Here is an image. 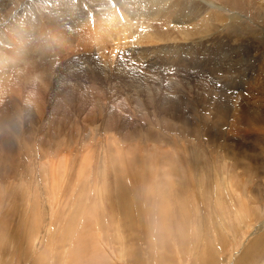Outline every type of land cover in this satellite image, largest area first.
Segmentation results:
<instances>
[{
	"label": "rangeland",
	"instance_id": "obj_1",
	"mask_svg": "<svg viewBox=\"0 0 264 264\" xmlns=\"http://www.w3.org/2000/svg\"><path fill=\"white\" fill-rule=\"evenodd\" d=\"M3 1L0 34L14 22L25 30L7 56L42 63L29 79L40 102L20 101L32 116L0 102L20 151L0 166V264H264L263 136L221 113L239 91L264 88V0H172L175 16L159 12L168 0ZM109 18L149 35L132 50L134 39L109 37ZM186 19L221 27L191 41L172 29ZM19 67L1 73L12 83Z\"/></svg>",
	"mask_w": 264,
	"mask_h": 264
},
{
	"label": "bare ground",
	"instance_id": "obj_2",
	"mask_svg": "<svg viewBox=\"0 0 264 264\" xmlns=\"http://www.w3.org/2000/svg\"><path fill=\"white\" fill-rule=\"evenodd\" d=\"M2 2H3V5L5 6L6 5V2L7 1H3V0H1ZM9 1V0H8ZM107 1V0H106ZM124 1V0H123ZM129 0H126V2H128ZM136 1V0H135ZM138 1H140V2H142V0H138ZM144 1H148V0H144ZM143 1V2H144ZM121 2H122V0H121ZM125 2V3H126ZM130 2V1H129ZM152 2V1H151ZM165 2H166V0H165ZM175 2H177V3H179L178 1H172V0H168V2H166L165 4H164V8L162 7L160 10H159V12H161V14H163V15H166V14H170V15H177V14H179L178 13V10L176 9L177 8V4H175ZM206 2V1H205ZM33 3V2H32ZM133 3V2H132ZM137 3V2H136ZM158 3V2H157ZM104 5H106V6H108L107 4H106V2H104L103 3ZM110 4V3H109ZM127 4H129V3H127ZM131 5V4H130ZM139 5V4H138ZM142 5V4H141ZM1 6V5H0ZM132 6V5H131ZM208 6H211V7H215L216 5H214L213 3H210V5H208ZM26 7H28V6H26ZM139 7H141V6H139ZM181 7V6H180ZM186 7V6H185ZM132 8V7H131ZM130 8V9H131ZM142 8H144V7H142ZM112 9V8H111ZM157 9V8H156ZM191 9H192V11L194 10L195 12H197V11H200L199 10V8H193V5H191ZM210 9V8H209ZM212 9V8H211ZM129 10V9H128ZM185 10H189V8H187V9H185ZM110 11V10H109ZM139 12L144 16V17H146V18H150V17H152V16H154V12H150L149 10H143V11H141V10H139ZM191 12V11H190ZM194 12V13H195ZM216 12V11H215ZM135 13V15H136V11L134 12ZM185 15H184V17H190V16H192V15H190V14H186V13H184ZM212 14V13H211ZM89 15H91L90 13H89ZM168 16V15H167ZM180 16H182V15H180ZM208 16H209V18L211 19V20H213V22L214 21H216L217 23H221V22H223V20H221L220 18H218L217 16H210L209 14H208ZM203 17V16H202ZM132 18H134L133 20H132V22L131 23H135V21H136V16H134V17H132ZM141 18H143V17H138V19H141ZM156 18V17H155ZM93 19V18H92ZM153 19V18H152ZM168 19V18H167ZM200 19V18H199ZM16 20V19H15ZM106 20V19H105ZM109 20H110V18H109ZM142 20V19H141ZM147 20V19H146ZM158 20V19H157ZM80 21V20H79ZM165 21H167V20H165ZM169 21V20H168ZM180 21V20H179ZM182 21H186V22H189L190 24H188L187 26H184V27H180V28H178V27H175V26H172V29H176V30H178V29H182L181 30V34L184 36V38L185 39H190L191 41L193 40V37H195V36H198V35H200V34H202V33H204L206 30H207V28L206 27H208V31L211 29V28H213V29H218V28H220L221 26V24H217L216 22H215V26L216 27H212V25L211 24H213V22H209L208 23V21H206V19L205 20H201L200 22H191V21H193L192 19H186V20H182ZM199 21V20H198ZM210 21V20H209ZM130 22V21H129ZM128 22V20H127V22H124V23H121V22H118L117 20H115V19H111L109 22H108V28H111V30L110 31H108L107 32V34L109 35V37L112 39L113 37H116L117 39L115 40V41H122V45H126L127 44V38H130V39H134V40H132V50H136L137 48H135L134 46H137L136 44L138 43H136V41H139L140 39L139 38H141V37H144V38H146L147 37V35H149V34H147L143 29L141 30V32H140V27L136 30V28H137V26H135L134 27V24H130ZM149 22V21H148ZM159 22V21H158ZM163 22H164V20H163ZM72 24L71 25H73V23H74V26H76L77 25V21L76 22H74V21H72L71 22ZM170 23V22H169ZM180 23V22H179ZM178 23V24H179ZM183 23V22H182ZM137 24V23H136ZM143 24V23H142ZM154 24V23H153ZM184 24V23H183ZM144 25V24H143ZM142 25V26H143ZM151 25V24H150ZM149 25V26H150ZM182 25V24H181ZM202 27H201V26ZM138 26H141V22H139V20H138ZM144 26H147V25H144ZM9 27H10V30H9V32L10 33H8V35L7 34H5L6 32H3V35H1V41L2 42H0V45L2 44V43H5V44H8V45H10L9 47H7L6 48V50L7 51H3V50H1L0 49V102H2L4 99H5V102H4V104L6 103V105H9V107L11 108V109H13V111H15V110H17V108H18V110H19V113H21L22 115H25V116H27L28 115V113H29V111H30V109L27 107V105L29 104V102L28 101H31V103L33 102H35V100H37L36 102H37V104H38V102H40L39 100L41 99V96H38L39 95V92H40V90H37L36 88H34L33 86H32V84H34V83H32L31 84V82H29V79H30V77L32 76V73H31V71H33L32 69L34 68V67H36L37 65H41V63H42V61L41 60H39L38 62H33L32 60H30L29 61V59L27 58V56L25 55V56H23V54H26V52L25 53H23L21 56H19V58L18 59H11L9 56H7V54L10 52V51H15L16 52V50L17 49H19V44L23 47V42H24V40H25V30L23 29V27L22 28H20V26L19 25H17L15 22L14 23H11L10 25H9ZM188 27L190 28V30L188 29ZM88 28V27H87ZM144 29H146V28H144ZM155 29V28H154ZM136 30V31H135ZM81 31V30H80ZM86 31V30H85ZM180 31V30H179ZM99 32V31H98ZM214 32V31H213ZM71 33V32H70ZM73 33V32H72ZM212 33V32H211ZM215 33V32H214ZM213 33V34H214ZM50 34V30H46V27L45 26H42V28H41V33H39L38 35L39 36H46V35H49ZM69 34V33H68ZM82 34V33H81ZM84 34V33H83ZM217 33H215V35H216ZM29 35V34H28ZM103 35V34H102ZM105 35V34H104ZM154 35V34H153ZM77 36H80V35H77ZM98 36V35H97ZM100 36V35H99ZM98 36V37H99ZM133 36V38H131ZM208 36V35H207ZM70 37V36H69ZM153 37V36H152ZM158 37V38H157ZM172 37V36H171ZM100 38V37H99ZM149 38H150V36H149ZM155 38H157V39H161V37L160 36H155ZM163 38V37H162ZM176 38V37H175ZM197 38V37H196ZM204 38V37H203ZM136 39V40H135ZM139 39V40H138ZM142 39V38H141ZM164 39V38H163ZM206 39V38H205ZM205 39H203V40H205ZM209 40V39H208ZM30 41V40H29ZM88 41V40H87ZM66 42V41H65ZM119 43V42H118ZM97 44V43H96ZM114 44V42H112L111 43V45H113ZM86 45V44H85ZM103 46H105V45H96L95 46V50H101V49H103ZM128 46V45H127ZM142 46V45H141ZM192 46V45H191ZM0 48H4V46H0ZM66 48H69V47H66ZM73 48V47H72ZM122 48V47H121ZM130 48V47H129ZM105 49V48H104ZM26 50V49H25ZM70 50V49H69ZM119 50V49H118ZM153 51V50H152ZM118 52V51H117ZM154 53V52H153ZM124 54V53H123ZM80 55V54H79ZM113 55V54H112ZM77 57V56H76ZM115 57V56H114ZM123 57V56H122ZM127 57H128V55H127ZM41 58V57H40ZM106 58V57H105ZM108 60V59H107ZM107 60H106V62H107ZM114 60V59H113ZM82 61V60H81ZM20 63V64H22V65H24L25 66V68H23L22 67V69L19 67V65H16L17 63ZM84 62V61H83ZM105 62V61H104ZM103 61L101 62V63H104ZM105 62V63H106ZM68 63H70V62H68ZM107 63H109V62H107ZM107 63H106V65H107ZM111 63V62H110ZM150 63V62H149ZM152 63V62H151ZM155 63V62H154ZM263 63V62H262ZM44 64H45V62H44ZM97 64V63H96ZM256 64V63H255ZM90 65V64H89ZM104 65V64H103ZM154 65V64H153ZM157 65V64H156ZM235 65V64H234ZM250 65V64H249ZM9 66H11V67H15L16 69H18V67H19V69H21L19 72H17V75H16V77H15V80L12 82V83H10V79L13 77H11V74L9 75L8 73H1V68L3 67V68H7V67H9ZM43 66V65H42ZM41 66V67H42ZM47 66V65H46ZM48 68H49V66H47ZM82 67V66H81ZM93 67V66H92ZM107 67V66H106ZM135 67V66H134ZM90 68V67H89ZM96 68V67H95ZM108 68V67H107ZM37 69V68H36ZM80 69V68H79ZM110 69V68H109ZM48 70V69H47ZM50 70V69H49ZM72 70V69H71ZM74 70V69H73ZM91 70V69H90ZM103 70V69H102ZM242 70V69H241ZM5 71V70H4ZM39 71V75H42V74H40V72H41V70H38ZM61 71V70H60ZM81 71V70H80ZM84 71V70H83ZM37 72V71H36ZM87 72H89V71H87ZM117 72V71H116ZM240 72V71H239ZM258 72H259V70H258ZM258 72H256V74L258 73ZM263 72V71H262ZM54 73H55V71H54ZM57 73V72H56ZM93 73V72H92ZM105 73V72H104ZM35 74V73H34ZM48 74V73H47ZM85 74V73H84ZM150 74V73H149ZM196 74V73H195ZM57 75V74H56ZM61 75V74H60ZM92 75V74H91ZM122 75V74H121ZM186 75V74H185ZM202 75V74H201ZM261 75V74H260ZM90 76V75H89ZM159 76V75H158ZM187 76V75H186ZM200 76V75H199ZM234 76V75H233ZM243 76V75H242ZM7 77H9L10 79H7ZM50 77V76H49ZM52 77H53V75H52ZM181 77V76H180ZM185 77V76H184ZM183 77V78H184ZM190 77V76H189ZM203 77V76H202ZM256 77V80H259L260 79V76L258 75V76H255ZM34 78V77H33ZM35 78H37V77H35ZM34 78V79H35ZM44 78V77H43ZM43 78H41L40 77V79H43ZM167 78H170V77H167ZM166 78V79H167ZM193 78H195L194 76H193ZM211 78V77H210ZM261 78H263V77H261ZM39 79V78H38ZM190 79H192L191 77H190ZM198 79V78H197ZM37 80V79H36ZM43 80H45L46 81V78L45 79H43ZM43 80H41L40 82H42ZM170 80H171V78H170ZM195 80V79H194ZM210 80V79H209ZM250 81V82H252V83H254V84H256L257 82H256V80L255 79H253V78H250V79H248L247 77H244V81ZM183 81V80H182ZM186 81V80H185ZM213 81V80H212ZM211 81V82H212ZM170 82V81H169ZM198 82H200V81H197V83ZM210 82V83H211ZM217 82V81H216ZM230 82V81H229ZM262 82H263V80H262ZM37 82L35 81V86L37 85L36 84ZM174 83V82H173ZM40 84V83H39ZM44 84V83H43ZM177 84V83H176ZM200 84V83H199ZM232 84V83H231ZM247 83H245V85H246ZM259 84H260V82H259ZM172 85V84H171ZM178 85V84H177ZM201 85H203V84H201ZM212 85H214V84H212ZM258 85V84H257ZM38 86V85H37ZM36 86V87H37ZM41 86V85H40ZM39 86V87H40ZM45 86V85H44ZM43 86V87H44ZM96 86V85H95ZM203 86H205V88H207V86L208 85H203ZM248 86V85H247ZM252 86V85H251ZM254 86H256V85H254ZM253 86V87H254ZM263 86V85H262ZM103 87V86H102ZM129 87V86H128ZM214 87H215V85H214ZM232 87V86H231ZM28 88V89H27ZM38 88V87H37ZM41 88H42V86H41ZM47 88V87H46ZM45 88V89H46ZM173 88V87H172ZM171 88V89H172ZM177 88V87H176ZM209 88V87H208ZM136 89H138V88H136ZM180 89V88H179ZM218 89V88H217ZM229 89V88H228ZM257 89V88H256ZM264 88H261L260 89V91H258V90H256L257 92H256V94H254L253 92V88H246V89H244V91L242 92V93H240V91H239V93H238V99H235L234 101V104H232L231 106H229L228 108H226L227 110L225 111V109L223 110V112H221L222 113V115L225 117V116H232L234 119L233 120H235V126H234V128H236L237 129V131L236 132H238V130L240 131L239 133L240 134H246L247 132H252L253 134H255L256 136H258V138H259V136H263V138H259V139H263V142H264V90H263ZM182 90V89H181ZM224 90V89H223ZM173 91V90H172ZM175 91V90H174ZM219 91H220V89H219ZM43 92V91H42ZM180 92V91H179ZM184 92V91H183ZM222 92V91H221ZM220 92V93H221ZM44 93V92H43ZM42 93V94H43ZM100 93V92H99ZM128 93V92H127ZM223 93V92H222ZM231 93V92H230ZM129 94V93H128ZM219 94V93H218ZM217 94V95H218ZM23 96H24V98H23ZM130 96H132V95H130ZM177 96V95H176ZM228 96V95H227ZM226 96V97H227ZM219 97H221V96H219ZM38 98V99H37ZM172 98V97H171ZM176 98V97H175ZM224 98V97H223ZM228 98V97H227ZM237 98V97H236ZM20 99V100H19ZM21 99L22 100H25V101H27L28 102V104L25 106L24 104H22L23 102H20L21 101ZM174 99V98H173ZM181 98H179V99H177V100H180ZM221 99V98H220ZM42 100H43V96H42ZM41 100V101H42ZM222 100V99H221ZM238 100V101H237ZM181 101V100H180ZM183 101V100H182ZM181 101V102H182ZM236 101H237V103L238 104H240V106H238V107H236ZM16 102H17V104H16ZM186 102H187V100H186ZM217 102V101H216ZM36 104V103H35ZM184 104V103H183ZM29 105H31V104H29ZM28 105V106H29ZM34 106H37L36 108H34L33 107V105H32V107L34 108V109H36V111L37 112H39L38 110L40 109V111H41V106L40 105H34ZM223 106V105H222ZM227 107V106H226ZM44 108V107H43ZM43 108H42V110H43ZM220 108V107H219ZM7 109H9V108H7ZM33 109V110H34ZM223 109V108H222ZM32 110V111H33ZM13 111H11L10 109H9V112H8V114H4V115H1L0 116V148L1 149H4L3 151L5 152V155L4 154H2L1 152H0V166H1V168H2V165L3 166H6V165H8V166H11L14 162H15V157L13 156V154L14 153H16V151L15 150H17L16 149V143H18L17 141H15L16 143H14L13 142V139L11 138V137H9V136H13V135H11V134H5V133H3V131H5V130H8V128L6 129V127H5V125L4 124H7L6 126L8 127H10L11 125H12V114H13ZM35 111V112H36ZM18 112V111H17ZM7 113V112H6ZM16 113V112H15ZM1 114H3V113H1ZM39 114V113H38ZM40 114H41V112H40ZM40 114H39V116H40ZM14 115V114H13ZM29 115H31V114H29ZM28 115V116H29ZM34 115V114H33ZM15 116H16V114H15ZM24 116V117H25ZM32 116V115H31ZM39 116L37 117V118H39ZM34 117V116H33ZM32 117V118H33ZM36 117H35V120H36ZM20 118H21V116H20ZM30 117H28V119H29ZM230 118V117H229ZM34 119V118H33ZM32 119V120H33ZM22 120V119H21ZM20 120V123L22 122ZM26 119H23V122L25 121ZM29 120H31V118L29 119ZM230 120H232V118H230ZM19 121V120H18ZM216 121V120H215ZM16 122V121H15ZM30 122V121H29ZM32 122H34V121H32ZM25 123H27V122H25ZM35 123V122H34ZM34 123H28L30 126H31V124H34ZM24 124V123H23ZM192 124V123H191ZM233 125H234V123H233ZM25 126H26V124H25ZM24 126V127H25ZM185 126V125H184ZM13 127V126H12ZM15 127H17L16 126V123H15ZM27 127V126H26ZM26 127L24 128V129H26ZM5 128V129H4ZM21 130H22V128H21V125H20V127H19ZM193 128V127H192ZM15 128H11V131L12 130H14ZM29 129H33V128H29ZM28 129V127H27V130H29ZM17 130H19L18 128H17ZM35 130V129H34ZM33 130V131H34ZM207 131V130H206ZM9 132V131H8ZM15 132V131H14ZM23 132V131H22ZM32 132V131H31ZM30 132V133H31ZM229 132H231V131H229ZM10 133V132H9ZM18 133H19V131H18ZM24 133H26V132H24ZM228 133V132H227ZM194 134V133H193ZM16 135V134H15ZM32 135L34 136V133H32ZM28 136V135H27ZM26 136V137H27ZM30 136V135H29ZM28 136V137H29ZM196 136V135H195ZM21 137V136H20ZM31 137V136H30ZM197 137V136H196ZM195 137V138H196ZM33 138V137H32ZM29 139V138H28ZM252 139H255V138H252ZM32 140V139H31ZM31 140H29V141H31ZM28 141V140H27ZM42 142V141H41ZM31 143V142H30ZM173 144V143H172ZM43 146H45V145H43ZM228 146V145H227ZM39 148H40V146H38ZM20 150V149H19ZM19 152V153H18ZM17 153L18 154H20V151H18L17 150ZM20 156V155H19ZM122 157V156H121ZM196 159H199L200 160V158H196ZM121 162L123 161L122 159L120 160ZM120 162V163H121ZM197 162H199V161H197ZM6 163V164H5ZM122 163H124V162H122ZM204 164V163H203ZM169 165V164H168ZM81 166V165H80ZM80 166H79V168H80ZM170 167L172 166L171 164L169 165ZM196 166V165H195ZM204 166V165H203ZM7 167V166H6ZM53 167V166H52ZM197 167V166H196ZM4 168V167H3ZM49 168V167H48ZM123 168V167H122ZM201 168H202V166H201ZM7 169H8V167H7ZM51 170V169H50ZM3 171V169H0V172H2ZM9 171V170H8ZM49 171V170H48ZM55 171V170H54ZM5 172H7V171H5ZM49 173H50V171H49ZM52 173V172H51ZM1 174V173H0ZM53 174V173H52ZM145 174V176H146V173H144ZM137 175V174H136ZM51 177V176H50ZM53 177V176H52ZM55 177V176H54ZM135 178V177H134ZM147 178V177H146ZM140 179H142V178H140ZM143 181V180H142ZM101 183V182H100ZM145 183V182H144ZM18 188V186H13V188H6L5 190V192H9V191H11V190H13V192H11V194H14V191L16 190ZM99 188L100 189H104L105 187L103 186V184H101L100 186H99ZM243 202H245V201H243ZM246 204V203H245ZM119 236V235H118ZM264 237V236H263ZM262 237V238H263ZM264 240V239H263ZM263 240L261 239V237H256L255 239H253L252 241H251V246L252 245H254V243H263ZM253 243V244H252ZM262 245V244H261ZM256 247V246H255ZM259 247H260V245H259ZM258 247V248H259ZM248 248H249V245L246 247V249L244 250L245 252H247L248 251ZM260 249H261V247H260ZM259 249V251H261ZM263 250V249H262ZM250 252V251H249ZM260 253V252H259ZM245 254V253H244ZM249 254L250 253H248V258H249ZM253 254V253H252ZM244 256V255H243ZM250 256H251V254H250ZM206 257H208V256H206ZM246 257V256H245ZM212 259V258H211ZM213 260V259H212ZM245 261H247V260H245ZM239 264V263H238ZM245 264V263H244Z\"/></svg>",
	"mask_w": 264,
	"mask_h": 264
},
{
	"label": "crops",
	"instance_id": "obj_3",
	"mask_svg": "<svg viewBox=\"0 0 264 264\" xmlns=\"http://www.w3.org/2000/svg\"><path fill=\"white\" fill-rule=\"evenodd\" d=\"M242 257V256H241Z\"/></svg>",
	"mask_w": 264,
	"mask_h": 264
}]
</instances>
